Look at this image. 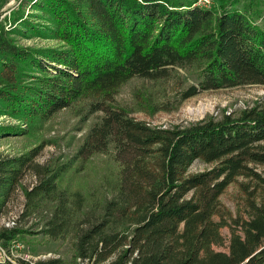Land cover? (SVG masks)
I'll use <instances>...</instances> for the list:
<instances>
[{"label":"trees","instance_id":"obj_1","mask_svg":"<svg viewBox=\"0 0 264 264\" xmlns=\"http://www.w3.org/2000/svg\"><path fill=\"white\" fill-rule=\"evenodd\" d=\"M261 3L19 0L0 21V115L27 127L0 122V138L25 135L80 105L84 119L97 118L76 157L109 156L116 170L108 190L85 195L61 186L69 166L36 161L44 145L0 155V219L33 170L38 181L24 188V215L48 209L42 231L54 239L71 232L75 264H264V95L171 127L138 119L119 99L135 79L150 85L135 94L150 114L210 90L264 87ZM32 37L49 43L20 41ZM172 80L175 101L163 90ZM196 160L211 167L191 172ZM239 177L252 181L245 214L221 200ZM224 227L231 229L226 251L215 249ZM25 233L3 226L0 244L8 248Z\"/></svg>","mask_w":264,"mask_h":264},{"label":"rangeland","instance_id":"obj_2","mask_svg":"<svg viewBox=\"0 0 264 264\" xmlns=\"http://www.w3.org/2000/svg\"><path fill=\"white\" fill-rule=\"evenodd\" d=\"M18 1L0 0V21L10 14ZM217 1L211 0L209 6L215 5ZM261 6L264 9V3H261ZM20 41L24 44L49 43L47 40H41L37 37L22 38ZM143 84L145 85L142 86ZM140 86L142 87L138 91ZM175 86L176 84L172 80L168 85L165 84L163 89L173 101L176 100ZM149 89L148 82L135 79L121 89L119 99L122 103L135 109L132 111L133 116L165 127L195 122L208 114L217 115L223 111L241 109L264 95V87L259 85L210 90L193 96L178 106L175 104L171 110H159L150 114L146 110H140L135 101L136 92L146 93ZM80 108L82 107L79 105L74 109L63 110L49 122L44 123L41 128L35 126L25 135H10L0 138V155H19L33 147L44 145L43 151L36 159L38 163H48L50 166L60 164L69 166L61 180L62 187L70 191L80 190L85 195L95 193L99 196L108 190L104 186L105 182L115 178L113 173L116 166L109 156L97 155L88 161H82L76 157L88 128L97 118L95 114L84 119V113ZM0 122L27 127L23 122L7 115H0ZM210 167L211 164L196 160L190 167V171L200 172ZM259 169L264 175V167L261 166ZM37 181V175L33 170H29L21 185L9 198L5 213L0 219V228L7 227V222L15 220V224L10 226H17L26 230V233L24 237L13 241L8 248H4L0 244V264H17L19 260L37 263L40 260L51 259H59L63 264H75L74 242L71 232L61 238L54 239L42 231L48 217V209H40L33 214L24 215L26 210L24 188H31ZM251 184V180L239 177L227 185L221 200L234 214H245V197L247 187ZM222 234L224 243L223 245H216L215 249L226 251L231 238L230 227H224Z\"/></svg>","mask_w":264,"mask_h":264},{"label":"built area","instance_id":"obj_3","mask_svg":"<svg viewBox=\"0 0 264 264\" xmlns=\"http://www.w3.org/2000/svg\"><path fill=\"white\" fill-rule=\"evenodd\" d=\"M211 3V0H197V4L203 7L209 6V4ZM11 224H15V220L13 221H9L6 223L7 227H11ZM32 264H36V263H32Z\"/></svg>","mask_w":264,"mask_h":264}]
</instances>
